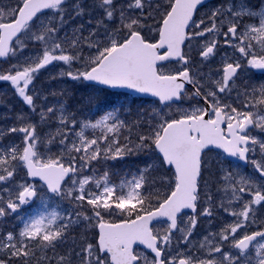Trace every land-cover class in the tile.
Returning <instances> with one entry per match:
<instances>
[{
    "label": "snow or ice",
    "instance_id": "obj_1",
    "mask_svg": "<svg viewBox=\"0 0 264 264\" xmlns=\"http://www.w3.org/2000/svg\"><path fill=\"white\" fill-rule=\"evenodd\" d=\"M0 85V264H264V0H0Z\"/></svg>",
    "mask_w": 264,
    "mask_h": 264
},
{
    "label": "trees",
    "instance_id": "obj_2",
    "mask_svg": "<svg viewBox=\"0 0 264 264\" xmlns=\"http://www.w3.org/2000/svg\"><path fill=\"white\" fill-rule=\"evenodd\" d=\"M44 81V80H43ZM48 85H51V88H52V90H54V91H59V90H61V89H64V88H70V86L69 85H66V84H63V83H55V82H50ZM8 94L9 95H12V98H13V101H14V103L16 104L14 107H19L20 106V101H19V98L18 97H16L14 94H13V92L12 91H9L8 92ZM5 95L4 94V97L3 96H1L0 97V102H3V104H6V103H8V102H10L12 99L10 98L11 96H9V95ZM131 101V98H129V102ZM133 160H134V158H128L127 160H125L123 163H118V164H116L115 165V167L117 168V169H125V168H128V167H131L132 166V163H133Z\"/></svg>",
    "mask_w": 264,
    "mask_h": 264
},
{
    "label": "rangeland",
    "instance_id": "obj_3",
    "mask_svg": "<svg viewBox=\"0 0 264 264\" xmlns=\"http://www.w3.org/2000/svg\"><path fill=\"white\" fill-rule=\"evenodd\" d=\"M43 71V70H42ZM50 72L52 73H55L56 72V69H50L49 70ZM42 80H44V82L48 85L50 82H55V83H59L58 81H54V80H49V77H48V73H44L41 77ZM61 84V83H60ZM51 87V85H48ZM52 89V88H51ZM9 91H12L9 86L7 85H0V97L3 96L4 97V94L7 95ZM9 95V94H8ZM11 96L10 98L12 99L10 102L6 103V104H3V102H0V116L2 115H8L9 112H8V108L9 106H15L16 104L14 103L13 101V98H12V95H9ZM0 123H4L3 120H0Z\"/></svg>",
    "mask_w": 264,
    "mask_h": 264
},
{
    "label": "flooded vegetation",
    "instance_id": "obj_4",
    "mask_svg": "<svg viewBox=\"0 0 264 264\" xmlns=\"http://www.w3.org/2000/svg\"><path fill=\"white\" fill-rule=\"evenodd\" d=\"M252 3L258 4L259 3V0H252Z\"/></svg>",
    "mask_w": 264,
    "mask_h": 264
}]
</instances>
